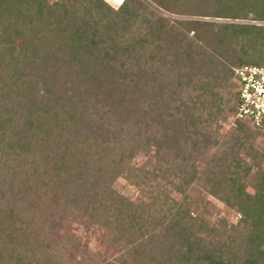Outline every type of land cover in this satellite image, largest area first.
<instances>
[{
    "label": "trees",
    "instance_id": "16d2710c",
    "mask_svg": "<svg viewBox=\"0 0 264 264\" xmlns=\"http://www.w3.org/2000/svg\"><path fill=\"white\" fill-rule=\"evenodd\" d=\"M249 20L264 0H0V264H70L50 231L72 219L119 264H264L260 130L217 133L239 105L226 63H264Z\"/></svg>",
    "mask_w": 264,
    "mask_h": 264
},
{
    "label": "rangeland",
    "instance_id": "374dc122",
    "mask_svg": "<svg viewBox=\"0 0 264 264\" xmlns=\"http://www.w3.org/2000/svg\"><path fill=\"white\" fill-rule=\"evenodd\" d=\"M109 6L113 9H117L121 6L124 0L118 2L114 0H104ZM151 5V4H150ZM155 8L153 5H151ZM160 12V11H159ZM163 15L177 18V19H189L193 18V16H173L167 15L161 12ZM249 17H253V14H249ZM201 19V18H200ZM211 18H205V20H210ZM232 22V20H229ZM244 23H254L256 25H264V22L261 21H245ZM259 48V47H257ZM264 51V50H263ZM262 51V53H264ZM264 62V61H263ZM228 67L233 71V68L236 67L234 65L228 64ZM234 112H230L227 118L220 123V127L217 130L218 136L220 138L227 139L231 132H233L234 127L236 126V122L234 121ZM252 132H255L252 129ZM255 137L252 139V146L255 149H261L264 146V131H256L254 133ZM213 150V149H212ZM210 150V152L212 151ZM241 155L245 157L248 161H251L249 157H247L243 152ZM149 155H145L142 152H137L132 159V163L134 165L142 164ZM206 158H199L197 165L202 166L204 160ZM117 189L122 192L124 195L132 198L133 200H137L140 198V195L137 191L135 185H132L124 178H119L116 181ZM248 190L252 191V187L249 185ZM198 193L201 196H204L208 200V208L213 212L212 220L217 219L219 217H225L230 222H236V215L234 211L228 210L225 205L215 199L214 197L205 194L198 190ZM195 194V193H194ZM172 196L175 198H179V194L173 192ZM105 231L99 225H89L86 223L85 219L80 220H71L67 226L53 228L50 231V235L53 241L66 244L67 249L70 245L67 241V236H71V244L72 248L68 249L65 252V256L70 264H103L107 261L113 262V264H119L116 261V258L120 257L123 254V250L119 247H113L108 245L105 242L104 235ZM129 264V263H128Z\"/></svg>",
    "mask_w": 264,
    "mask_h": 264
},
{
    "label": "built area",
    "instance_id": "2783aa9c",
    "mask_svg": "<svg viewBox=\"0 0 264 264\" xmlns=\"http://www.w3.org/2000/svg\"><path fill=\"white\" fill-rule=\"evenodd\" d=\"M233 74L237 81L236 91L239 97L234 118L264 131V63L236 66L233 68Z\"/></svg>",
    "mask_w": 264,
    "mask_h": 264
},
{
    "label": "bare ground",
    "instance_id": "6f19581e",
    "mask_svg": "<svg viewBox=\"0 0 264 264\" xmlns=\"http://www.w3.org/2000/svg\"><path fill=\"white\" fill-rule=\"evenodd\" d=\"M114 1H116V2H118V3H119V1H121V0H114Z\"/></svg>",
    "mask_w": 264,
    "mask_h": 264
}]
</instances>
